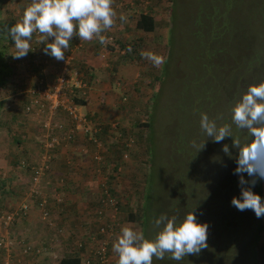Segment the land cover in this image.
<instances>
[{"label":"rangeland","instance_id":"1","mask_svg":"<svg viewBox=\"0 0 264 264\" xmlns=\"http://www.w3.org/2000/svg\"><path fill=\"white\" fill-rule=\"evenodd\" d=\"M141 1L143 0H139ZM144 1L146 6L154 7L156 16L161 19L162 30L159 33H147L141 40L136 38L133 41L140 42V48L143 47L141 50H154L162 55L164 63L160 67H154L143 58L136 63L142 76L140 80L132 81L133 83L116 77L117 74L109 78L98 74L95 79L91 77L92 82L87 83L89 91L93 85H98L97 81L112 82L110 90L116 94L113 101L124 110L118 111V116L110 117L109 120L101 119L106 124L118 123V129L119 124L123 125L125 133L133 141L138 140L135 148L133 146L127 154L121 148V141L125 138L121 131L117 133L118 139L111 133H106L105 137L111 149L117 153L116 164L121 169L112 170V173L120 172L118 180L121 181L120 187L124 188L120 196L123 202H127L121 206L115 220V226L118 227L116 235L120 234L123 225L130 224L143 231L146 237L153 238L156 232L152 226L154 218L168 214L180 220L194 209L198 221L209 225L208 248L199 255L185 257L183 261H173L166 256L164 260L154 258L153 264H253L250 236L254 228L252 225H255V213L251 210L241 212L231 205L232 198L240 195L239 177L233 174L236 161L222 151L223 144H231V138H226L219 144L208 139L205 148L197 154L191 142L197 140L202 143L207 139L199 127L200 112H206L210 118L223 114V120L218 123H229L232 104L250 84L264 81V0ZM30 2L31 0H0V18L16 14L21 20ZM77 49L65 53V56L73 58L70 63L75 61ZM10 51L8 47L7 52ZM50 59L52 63L49 62L40 69L39 75L43 77L45 84L53 79L51 73L54 71L50 66L60 62L53 57ZM73 66L76 67V64ZM151 69L154 76L157 73L158 83L148 76ZM27 71L31 78L37 77V73L25 62H20L14 68V72L19 74ZM78 72L89 80L86 71ZM118 82L127 85L122 87ZM130 84L133 88L127 89L125 86L130 87ZM10 88L8 86L6 90L0 91V100L3 102L0 108V168L6 164L9 170L7 173L0 172V178L6 180V188L15 186L14 194L17 192L18 196L20 190L24 194L27 192L28 177L27 173L23 174L25 171L18 170L11 163L13 160L26 158L27 153L28 156L33 153L38 156L43 135L42 129L39 130L33 122L27 123V132L22 131L21 126L17 129L15 121L8 124L12 110L10 107H19L15 96L8 90ZM89 115L92 119L96 117L92 113ZM4 122L8 125H3ZM233 131L241 139L246 136V133L235 126ZM27 134L33 138L28 139ZM14 136L22 138V143L20 140L19 144L13 142ZM71 142L72 140L68 143ZM95 151L89 150L86 153L84 162L90 167L88 171H93L94 166L98 165L93 159ZM235 151L233 149L234 153ZM68 161L69 164H75L71 157ZM113 163L108 162V168ZM102 164L105 165V161ZM89 175L94 177L92 172ZM260 185L261 197L264 199V180ZM148 189L152 197L145 210L149 216H146L144 231L138 223L128 221L126 214L146 203L144 195ZM2 194L1 191L0 197H4L7 204L13 203L16 198L17 201L21 199L12 193ZM262 221L258 245H264V217ZM94 223L95 219L89 217L82 228L86 229L84 234H93L95 239L80 237L82 233L75 232L76 244L67 246L69 249H66V254L76 250L73 253L76 257L82 254L81 264H116L117 256L112 251V245L107 249L105 263H100L94 254L93 250L99 245L100 239H106L102 235H96L98 224ZM117 236L109 238L108 242L113 243ZM59 237L61 238L57 236L54 240ZM78 241L82 244V241L85 242L83 250L78 247ZM58 247L49 256L51 262L54 260L53 264H60L64 255V250L62 253ZM254 252L257 262L264 264V251L255 247ZM36 253V257L45 254L41 249Z\"/></svg>","mask_w":264,"mask_h":264},{"label":"clouds","instance_id":"2","mask_svg":"<svg viewBox=\"0 0 264 264\" xmlns=\"http://www.w3.org/2000/svg\"><path fill=\"white\" fill-rule=\"evenodd\" d=\"M113 4L114 0H31L22 19L8 30L15 49L9 54L14 59L26 57L33 50L34 34H38V44L44 45V53L58 61L65 59L74 37L81 42L98 40L105 45L108 43L105 33L114 28L117 19H125L123 14L117 16ZM128 51H132L131 47ZM140 55L154 67H160L165 59L152 50H141ZM230 112L229 123H218L223 114L210 118L206 112H200L199 127L207 139L202 143L193 140L191 146L197 154L208 139L219 144L231 138V144L225 143L222 148L228 157L235 159L233 174L239 177L240 195L232 198L231 205L241 212L251 210L261 218L264 199L253 189L258 180H264V81L250 84L232 104ZM233 126L246 133L244 139L234 133ZM152 226L156 230L153 238L130 224L121 227L112 245L116 264H153L154 258L164 260L166 256L179 262L190 255H199L209 246V225L198 221L194 209L180 220L161 214L153 219Z\"/></svg>","mask_w":264,"mask_h":264},{"label":"crops","instance_id":"3","mask_svg":"<svg viewBox=\"0 0 264 264\" xmlns=\"http://www.w3.org/2000/svg\"><path fill=\"white\" fill-rule=\"evenodd\" d=\"M115 3L116 2L114 0V5ZM141 8L143 7H141V5L138 6V3H134L132 8H129V6L115 7L117 16L119 17L120 14H123L125 19L123 21L117 19L114 28L111 31L106 32L105 35L106 37H109V35L115 37L117 41L116 45H114L112 49L109 46L101 45L97 42V40L84 42L76 51L75 61L70 63L73 65L76 64V68L73 70L86 71L87 75L90 77V82H92V78L95 79V77H98V74L99 76L103 75L105 78H109L111 75L117 74L116 77L124 78L131 83L136 81V79L140 80L142 75L140 73V68L136 65V63L142 61L143 58L139 55L137 60L129 57L128 55H124L123 50L119 48L117 44L121 41H133V39L136 38L141 40L143 36L147 34V32L136 27V22ZM16 12L18 13V10H16ZM12 18H14L17 22L19 21L16 14H12ZM158 26H160V24ZM158 26L155 27L154 32L159 33L162 30L161 26ZM138 40H135V42L140 43ZM40 46H42V44H40ZM39 50H41V47ZM73 65L72 67H74ZM28 73L29 71L23 74L30 79L31 77ZM47 76L49 75L47 74ZM97 82L98 85H93V88L89 90L86 95L85 103L80 106L81 113H92L93 116H96L99 120H102L101 117L105 120H109L110 117L118 116V111L123 112L124 109L117 106L115 104L116 101L115 103L113 101L115 100L113 96L116 94L113 92L111 93L110 87L112 86V82ZM123 84L127 85V83ZM129 86L130 87H125H127V89H131L133 85L130 84ZM131 92L133 93L132 90ZM100 98L102 99L97 101ZM61 116L63 115H59V117ZM25 125L26 126L22 127V131L27 132L28 128L26 127L28 125L27 123ZM27 135L28 139L33 138L29 134ZM88 140V136H86L83 131H78L71 144H63L59 148L55 155L56 158L51 165V170L46 174L45 178L43 177L44 181L42 182V186L46 188L49 194L48 196L52 199H54V194H58V196L61 195L63 197L62 205L65 204L63 207L54 206L55 202L53 200H51L52 202L50 201V206H53L56 228L60 227V232H63L62 235H57L61 236V238H59L63 242V245L59 246L56 243V240L53 238L57 237L55 236V231L45 227L43 222L39 219L35 207L32 206L27 215L16 222V233L20 236L23 242H29L36 248L39 247L45 252V254L40 257H36L32 253L22 255L20 254L22 253L20 245H17V247L11 249L10 253V258L14 264H53L52 262L54 260L51 262L49 256L51 257L53 251H57L56 247L58 246V250H62V253L64 250V255L61 257L62 259L69 256H76L73 254L76 250L66 254V249H69L67 246L74 244L71 234L74 232H81L82 234L80 237L86 236V234H84L86 229H83L82 226L85 225L84 221L87 218L92 217V219H95L92 211L94 208L93 205L97 203L98 194L102 187L104 177H108L107 174L111 173L116 179L114 180V183H117L121 191L124 190L123 187H120L121 181L118 180L119 173H112V170H114L115 167L111 168V170L108 168V162H114L115 165L117 160V153L114 149H111V147L108 149L105 145V147L102 148L101 162L94 166L93 171H88L90 167L88 164L85 165L84 161L87 156L86 153L89 152V150H91V152L93 150V145ZM28 151L30 153L29 149ZM42 152L43 151H38V159L41 158ZM34 154L35 153L32 154V157H35ZM70 157L73 158L75 164L72 165L68 163ZM103 161H105V165L102 164ZM8 171L9 170L6 168V164L3 168H0V172L7 173ZM89 172L93 173L94 177L91 175L93 178L89 175ZM60 178H65V182H59L58 180ZM1 234L0 228V235ZM0 257H2L0 258V261H3L6 256L3 252H1ZM79 258L82 259V254L79 255Z\"/></svg>","mask_w":264,"mask_h":264},{"label":"trees","instance_id":"4","mask_svg":"<svg viewBox=\"0 0 264 264\" xmlns=\"http://www.w3.org/2000/svg\"><path fill=\"white\" fill-rule=\"evenodd\" d=\"M134 3H138V6L141 5V7L144 8V9L141 8V10H140V13H139V16H138V19L136 22V27L138 29H141V30L147 32V33L154 32L155 27H157L160 24L161 19H159L156 16V12L154 10V7L153 6H146L144 0L141 2H139V0H117L115 5L113 4V7L118 8V7H122V6H124V7L129 6V8H132V5ZM144 11H145V13H144ZM16 22L17 21L12 17L0 18V91L6 90V88L8 86H11V88L8 90H10L9 92L15 96V102L19 103V105H18L19 107H17L16 109L15 108L13 109V107H15L14 105H12L10 107L12 110L10 109L11 110V116L8 118V124L10 121L11 122L15 121L17 123V129H18V126L20 128V126L23 127L26 123L29 124L30 122H33V123H36V126L38 127L39 130L42 129V135H43V133H44L43 132L44 129L42 126L43 125V116L46 113L42 114V112H38L37 109L36 110L35 109L26 110V108L30 104V90L37 86V82H39V80H41V79L43 80V77L41 75H39L41 73L40 72L41 67L47 66L48 63L50 62V60H52V59H50L51 56L46 55L44 53V51H43L44 45L42 44V46H40L38 44V42H37L38 35H36V34H34L33 39L31 41L33 50H31L26 57L21 58V59H14L12 57V55L9 54V53L13 52L12 50H15V49H14V41L12 40L10 35L8 34V30ZM107 39H108V43L105 45L109 46L110 48L113 49V46L116 45V42H117L115 37H112L111 35H109V37H107ZM97 42L99 43L98 40H97ZM83 43L84 42H81L78 37H74L73 40L70 42V47H69V49L66 50V53H68L69 51H71L75 48L77 49V47L80 48V46H82ZM117 45L119 48H121L123 50L124 55H128L129 57L135 58V59H137L138 56L140 55V52H141L140 43H137L135 41H128V42H125V41L122 42L121 41ZM8 47H10V50H11L10 52H7ZM40 47H41V50H39ZM129 47H131V49H132L131 52L128 51ZM20 62H25L26 65L29 64V66L31 67V70H33L37 73V77L30 78L27 81V79H26L27 76L25 74H19L17 72L15 73L14 68L18 64H20ZM50 63H52V61ZM62 65H63L62 61H60L57 64H55L54 66H50V68L53 69L52 71H54V72L51 73V74H53V79L48 84H51L53 82L56 75L58 74V70L62 67ZM71 66H72V64H71ZM75 68L76 67H72V69H75ZM155 74L156 75L154 76L153 69L148 71V76L153 81H156L155 83H158L159 77H158L157 73H155ZM85 81L87 83L90 82L87 79H85ZM118 83L121 84V86L123 87L124 84L122 82H118ZM86 95H84V97L75 98V101L77 103H79L80 105H82L83 103H85ZM123 99L125 100V97H123ZM2 104H3V102L0 100V108H1ZM59 115H61V114L59 112H57L54 116H55V118L57 116L59 118ZM84 115L87 118H91V120L93 122L101 121L102 123H104L103 120H99L96 117L94 119H92V117L88 113H86ZM61 117H62V119H60V120H62L63 122H66L68 120V117L65 115H63ZM109 123H111V122H109ZM8 124L6 122L3 123V125H8ZM104 124H106V123H104ZM1 125H2V123H1ZM64 125L66 126V123H64ZM117 125H118V123H117ZM141 125H145V124L141 123ZM149 125L150 124L148 123L147 126H149ZM95 127L97 128L98 126L96 124H94V128ZM119 128L120 129H118L117 127L112 128L111 125H105V126L101 127L100 130H97L96 133H93V135L96 138V142H93L92 138L88 140L93 145V150L99 149L101 151L102 148L105 147V145L108 147V149L110 148V146L107 143L106 138H105L106 133H111L116 138L117 133H120V131H121L122 135L125 138L130 137V135L125 133V131H124L125 129H124L123 125L119 124ZM10 129L11 128L9 126V130ZM88 133L91 134V130H89ZM86 136H88V135H86ZM88 138H89V136H88ZM19 140L22 143V138L19 139V138L14 136L12 139V141L16 142V144L20 143ZM137 141L138 140L135 139L132 143V146H130L128 149L131 150V148L133 146L135 148ZM96 143H100L101 145L98 146ZM27 154L25 155L26 158H22L20 160H13L11 163L12 166L14 165L18 170L25 171L23 174L27 173V177H28V179L26 180L27 181V192L25 194L23 191L20 190L18 196H17V192L15 195L14 194L15 193L14 188H16V187L14 186V184L12 185L14 187L6 188L7 187L6 186V180L3 178H0V192L2 191V193H3L2 196H4L5 194H11L12 193L17 197H21V199L19 201H17V198H16V200L10 204L5 203L6 200L4 199V197H0V227H1V233H2L0 235V238L3 234H5L7 232L6 236L8 238H10V239L12 238V239H15L16 241H18V244H15L12 248L17 247V245H20V249H22L21 250V252H22L23 249L27 247V248H29L28 251L25 254L24 253H21V254L27 255V254L32 253V254L36 255L37 254L36 250H38L40 248L34 247L29 242H27V243L23 242V240L20 238V236L16 233V222L19 219L24 218L27 215V213L29 212L30 208L33 206V207H35V209L38 213V217L43 222L45 227L50 228L53 231H55V236L59 235V233H60V235H62L63 232H60V229L57 230V228H56V220H55L54 215H53V206L52 207L50 206L51 205L50 201L53 200L55 202L54 206L63 207L65 204L62 205L63 197L61 195L58 196V194H54V199H52L51 197L48 196L49 194H48L46 188L42 186V182L44 181L46 174L51 170V165H52L54 159L56 158V156L51 157L50 170L47 173L45 172V174H43L41 179H40L39 186H40L42 193H40L39 195H35V194L30 195V187H32V185L34 184L32 167L38 165L40 163V159H38L37 155H35V154H34L35 157L34 156L32 157L31 154H30L31 156H28ZM116 163H118V162L116 161L115 164ZM112 165L113 166H111V168H114V167H115V169L118 168V164L114 165V163H113ZM111 168H110V170H111ZM118 173H120V172H118ZM107 175H108L107 184L105 186L101 187L99 194H98L97 203L95 205H93L94 208L92 211H94L96 209H100V208H105L104 203L106 201H108L110 196H112L117 200L116 208L118 210L117 215L119 216L121 206L127 202H123L121 199L120 195H121L122 191L120 190L117 183H114V180H116L115 176H113L111 173H109ZM58 181L61 183H64L65 178H62V179L60 178ZM111 181H113V182H111ZM261 182H262V180H258V186H256V188H255V192L259 193L260 195H262L261 194L262 190H261V185H260ZM11 197H14V196H11ZM151 197H152V195H151L149 189L146 190V194L144 195V198L146 200L144 202H146V203H144V205H140L139 208L131 209L130 212H127V214H126V219L128 221L138 223L139 225H141L143 227L144 231H145L146 221H147L146 216H149V215H147V212L145 210L148 208L147 203H150ZM42 199L45 200L44 209L48 212V217L45 220L42 219L41 212H40V208H41L40 203L43 201ZM57 199H59V200H57ZM24 202L27 203V205H28L27 209L28 210L14 216V218L12 220H10L8 223L5 224L4 223L5 222L4 215L12 213L20 205H22ZM110 215H111L110 210H108V209H105L104 214L101 215L100 218L98 216H96V214H95V223L94 224L99 225L102 221H109L108 217ZM50 220H51V222H53V225L49 224ZM254 220H255V222H254L255 225H252L254 228L252 230V235L250 236V238H251L250 244H252V246L250 248V250H251L250 252H253L254 254H256V252H254L255 247L258 250L260 249V251L261 250L264 251V245H261V244L258 245L257 244L259 234H260V231L262 229L263 221H262V217L257 218L256 216L254 217ZM3 232H5V233H3ZM117 233H118V230H117ZM116 234H115V236H117ZM91 235L92 234H90V233L86 234V236L89 239L91 238ZM71 237H73V240H75L74 244H76L77 238H76L75 232L71 234ZM53 238H56V237H53ZM56 242L59 243L60 245H63V242L60 240V238L58 240H56ZM82 242L84 245L81 244V247H84L85 242L84 241H82ZM111 245H113V243L109 242L107 244V249L111 248ZM253 245H254V247H253ZM78 246H79V244H78ZM0 251L3 252L6 256L4 249L0 248ZM253 253L251 255V258L253 259V264H259L257 262V260L254 258ZM0 258H2V257H0ZM251 258H250L249 262L251 261ZM0 262H2V261H0ZM59 262H60V264H80L81 259L79 258V256L78 257H76V256L70 257L69 256V257H65V258L61 259Z\"/></svg>","mask_w":264,"mask_h":264},{"label":"built area","instance_id":"5","mask_svg":"<svg viewBox=\"0 0 264 264\" xmlns=\"http://www.w3.org/2000/svg\"><path fill=\"white\" fill-rule=\"evenodd\" d=\"M38 35V34H36ZM72 57L69 55L65 56V60L62 61V67L58 70V74L51 84H45L43 80L37 82V86L30 90V104L27 106L26 110L37 109L38 112L46 113L43 116V143L40 144V149L42 152L40 163L32 167L33 170V181L34 184L30 187V195H39L42 193L39 183L40 179L45 172L47 173L50 170V160L51 157H54L56 151L63 145L68 144L69 141L73 140L78 131H83L84 134L89 136V139L92 138L93 142H96V138L93 133H96L97 130H100L101 127L105 125H111L112 128L117 127V123L111 122L109 124H104L101 121L93 122L91 118H87L80 110V104L75 101V98L84 97L88 92L87 82L85 78L82 77V74L77 70H73L70 62ZM59 112L61 115L68 117V122H63L58 118H55V114ZM66 123V126L64 125ZM94 124L98 127L94 128ZM91 130V134H89ZM94 136V137H93ZM115 139H118L117 137ZM133 138L126 137L121 141V148L127 154L129 153V147L132 146ZM100 146V143H96ZM101 153L99 149L93 153V159L100 163L101 162ZM127 154H124L126 156ZM121 169V166L117 168ZM99 170V169H98ZM107 184V176L104 177L102 181V187ZM40 203V212L42 219L48 217V212L44 209L45 200ZM59 200V199H57ZM117 200L110 196L108 201L104 203L105 208L96 209L93 211L94 218L95 214L100 218L104 214L105 209L110 210V216L108 217L109 221H104L98 225V231L96 235H102L106 239H100L99 245L93 250L94 254L98 258L100 263L106 262L107 257V244L109 243V238H113L117 233L118 227L115 226V220L118 218ZM27 203L20 205L15 211L10 214L4 215L5 224L14 218V216L19 213H23L28 209ZM107 214V213H106ZM50 225H53L51 220L49 221ZM91 239H95L93 234ZM18 244V241L15 239H10L6 236V233L3 234L0 238V248L4 249L6 257L0 264H13L10 258L11 248ZM81 247V242H78ZM29 248H24L22 253H26ZM22 250V249H21ZM40 250V249H38ZM36 250V251H38Z\"/></svg>","mask_w":264,"mask_h":264}]
</instances>
